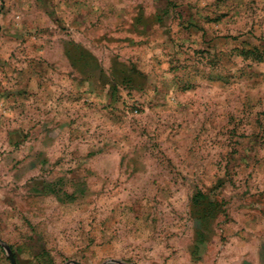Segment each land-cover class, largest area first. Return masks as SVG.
<instances>
[{
  "label": "rangeland",
  "instance_id": "1",
  "mask_svg": "<svg viewBox=\"0 0 264 264\" xmlns=\"http://www.w3.org/2000/svg\"><path fill=\"white\" fill-rule=\"evenodd\" d=\"M0 240L264 264V0H0Z\"/></svg>",
  "mask_w": 264,
  "mask_h": 264
},
{
  "label": "water",
  "instance_id": "2",
  "mask_svg": "<svg viewBox=\"0 0 264 264\" xmlns=\"http://www.w3.org/2000/svg\"><path fill=\"white\" fill-rule=\"evenodd\" d=\"M0 246L4 249L10 264H17L11 250L1 240H0ZM65 264H78V263L75 261H69ZM103 264H125V263L118 261V260H108V261L104 262Z\"/></svg>",
  "mask_w": 264,
  "mask_h": 264
}]
</instances>
